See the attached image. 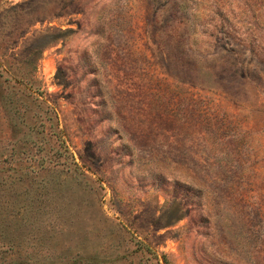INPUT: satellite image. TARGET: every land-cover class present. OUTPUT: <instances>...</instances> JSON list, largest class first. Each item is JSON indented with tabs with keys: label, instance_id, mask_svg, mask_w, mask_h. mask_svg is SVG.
Masks as SVG:
<instances>
[{
	"label": "rangeland",
	"instance_id": "rangeland-1",
	"mask_svg": "<svg viewBox=\"0 0 264 264\" xmlns=\"http://www.w3.org/2000/svg\"><path fill=\"white\" fill-rule=\"evenodd\" d=\"M0 264H264V0H0Z\"/></svg>",
	"mask_w": 264,
	"mask_h": 264
}]
</instances>
